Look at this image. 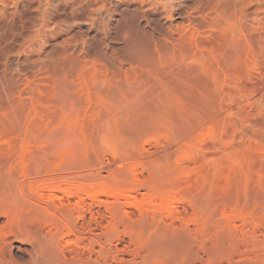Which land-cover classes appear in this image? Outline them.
Wrapping results in <instances>:
<instances>
[{
    "label": "rangeland",
    "instance_id": "rangeland-1",
    "mask_svg": "<svg viewBox=\"0 0 264 264\" xmlns=\"http://www.w3.org/2000/svg\"><path fill=\"white\" fill-rule=\"evenodd\" d=\"M132 1L0 0V264H264V0Z\"/></svg>",
    "mask_w": 264,
    "mask_h": 264
},
{
    "label": "bare ground",
    "instance_id": "bare-ground-1",
    "mask_svg": "<svg viewBox=\"0 0 264 264\" xmlns=\"http://www.w3.org/2000/svg\"><path fill=\"white\" fill-rule=\"evenodd\" d=\"M113 1L114 0H101V7L104 9H106L108 6H111V4L113 5ZM118 1V0H117ZM119 1H122V0H119ZM133 1H135V2H139L140 3V6H142L143 8H144V6L145 7H148V8H150V7H152L153 8V6H154V8L156 7V8H158V6H160V7H162V8H164L165 9V12H167L168 14H172L173 12H174V8L172 7V5H168V2H166L165 0H133ZM132 1V2H133ZM168 1H170L171 2V0H168ZM244 2H246V1H244ZM243 1H242V3H244ZM173 3V2H172ZM241 3V2H240ZM240 3H239V5H240ZM249 3V2H248ZM248 3H244V4H246V7L248 6L247 4ZM251 3V2H250ZM138 4V3H137ZM252 4V3H251ZM238 5V6H239ZM114 7H115V5H113ZM179 6H180V4H179ZM179 6H177V8H179ZM174 7H175V4H174ZM243 6H241V7H238V8H240V9H242V11H240V10H238L237 9V11L239 12V14H240V12L242 13V12H244L243 11V9H245V8H242ZM245 7V6H244ZM109 8H111V7H109ZM251 8V7H250ZM161 9V8H160ZM164 9H163V11H164ZM107 10H108V8H107ZM111 10V9H110ZM109 11V10H108ZM164 12V13H165ZM237 12V13H238ZM167 15V14H166ZM251 15H252V13H251V11H250V17H251ZM254 15V14H253ZM168 16V15H167ZM167 16H165V17H167ZM240 16H241V14H240ZM244 16V15H243ZM245 16H246V14H245ZM248 16V17H249ZM172 16H170V18H171ZM242 17V16H241ZM247 17V16H246ZM248 17H247V19H248ZM253 17H255V16H253ZM252 17V19H255V18H253ZM264 17V16H263ZM169 18V17H168ZM237 18H240L239 16L237 17ZM243 18V17H242ZM251 19V18H250ZM256 19H258V18H256ZM260 19V18H259ZM241 20H244V19H241ZM235 21V20H234ZM238 21H239V19H238ZM237 21V22H238ZM247 21H249V20H247ZM253 21V20H252ZM251 21V22H252ZM241 22V21H240ZM244 22V21H243ZM250 22V21H249ZM229 23V22H228ZM231 23V22H230ZM242 23V22H241ZM241 23H240V25H241ZM253 23V22H252ZM243 25H246V23H243ZM247 25H249V24H247ZM252 25H254V24H252ZM209 47V46H208ZM154 136H156V135H154ZM106 144V143H105ZM187 147V146H186ZM114 151V150H113ZM40 153V152H39ZM114 153H115V151H114ZM123 153V152H122ZM186 153V152H185ZM176 155V154H175ZM42 156V155H41ZM83 157V156H82ZM69 160V159H68ZM172 161V160H171ZM44 162V161H43ZM172 163V162H171ZM243 164V163H242ZM229 168V167H228ZM212 170V169H211ZM125 171V170H124ZM176 174V173H175ZM125 177V176H124ZM123 177V178H124ZM175 178V177H174ZM173 179V178H172ZM42 189L43 190H51V189H53L50 185L48 186V185H44V187H42ZM62 190V193L63 194H68L69 193V190H67V189H61ZM88 191H89V193H91V189L88 187V189H87ZM110 190V188H108V187H103L102 189H97V191H96V193H101V194H107V193H109L108 191ZM87 191V192H88ZM35 192V191H34ZM41 192V191H40ZM39 192V193H40ZM36 193V192H35ZM38 193V192H37ZM38 193V194H39ZM123 195V194H122ZM63 197H60V199H62ZM169 198V197H168ZM63 200V199H62ZM167 200V199H166ZM84 205V201L82 200V199H78L77 200V203H76V208L77 209H79L80 208V206L82 207ZM9 211V210H8ZM72 211V210H71ZM70 211V212H71ZM69 212V213H70ZM7 214V213H6ZM71 214H72V212H71ZM12 216H13V214H11ZM68 216H70L69 214H68ZM9 217H10V215H9ZM14 217H16V216H14ZM41 219V218H40ZM49 219V218H48ZM72 219V218H71ZM13 220V219H12ZM15 221H16V219H14ZM47 220V219H46ZM14 221V222H15ZM45 221V220H44ZM13 222V221H12ZM57 223V222H56ZM16 225V224H15ZM59 227H56V230H55V232L53 233V235L56 237H59V238H63L64 236H66L67 234H69L70 232H72L71 230H70V228H62V226H61V228H60V225H58ZM56 237V238H57ZM55 238V239H56ZM54 239V240H55ZM53 240V239H52ZM55 242V241H54ZM52 243V245L53 244H56V243ZM50 244V243H49ZM48 244V245H49ZM46 246V245H45ZM44 246V247H45ZM47 247H49V246H47ZM52 247H54V246H52ZM42 248H43V244H42ZM49 248H51V245H50V247ZM49 248L48 249H46V250H49ZM44 249V248H43ZM44 251V250H43ZM45 252V254H46V257H47V254L50 252V250H49V252L48 253H46V251H44ZM45 254H43V255H45ZM50 254V253H49ZM43 257V256H42ZM44 258V257H43ZM47 259H48V257H47ZM45 260V259H44Z\"/></svg>",
    "mask_w": 264,
    "mask_h": 264
}]
</instances>
